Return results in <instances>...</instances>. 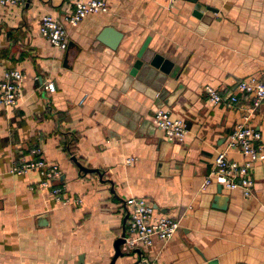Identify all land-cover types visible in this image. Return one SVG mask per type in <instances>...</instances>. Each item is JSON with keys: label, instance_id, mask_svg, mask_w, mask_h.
Returning a JSON list of instances; mask_svg holds the SVG:
<instances>
[{"label": "crops", "instance_id": "crops-1", "mask_svg": "<svg viewBox=\"0 0 264 264\" xmlns=\"http://www.w3.org/2000/svg\"><path fill=\"white\" fill-rule=\"evenodd\" d=\"M76 1L0 7V81L7 69L25 74L19 105L0 107V264H112L131 196L150 198L181 226L167 242L155 238L134 251L122 245L114 264H264V158L253 168L252 197L223 190L229 202L222 210L213 207L218 184L201 189L244 115L252 114L264 137V103L253 111L241 94L237 104L227 102L239 80L264 77V0H106L108 12L68 25L69 47L61 50L40 35V20L52 14L64 21ZM207 6L217 11L203 24ZM108 25L123 33L117 49L97 39ZM148 37L150 49L175 63L153 84L130 75ZM207 85L221 92L222 103L208 99ZM159 106L186 120L183 141L166 140L156 127ZM56 112L65 114L62 122ZM164 141L168 174L158 175ZM36 148L60 164L66 195L81 204L58 203L35 171L10 172L38 157ZM228 152L243 159L236 149ZM73 155L104 175L81 172Z\"/></svg>", "mask_w": 264, "mask_h": 264}, {"label": "built area", "instance_id": "built-area-1", "mask_svg": "<svg viewBox=\"0 0 264 264\" xmlns=\"http://www.w3.org/2000/svg\"><path fill=\"white\" fill-rule=\"evenodd\" d=\"M25 0H0V7L19 6ZM110 5L106 0H77L75 9L64 21L52 14H45L40 20V35L54 47L65 50L69 47L68 25L76 27L90 13H106ZM25 74L20 68L4 71L0 81V107L11 108L19 105L24 94ZM46 89L55 91L54 83H49ZM208 99L215 105L224 101L221 92L212 85L206 86ZM244 95L252 105V110L258 109L264 103V77L248 75L239 80L236 90L232 92L227 102L235 105L239 95ZM252 114L243 116L234 131L228 136L225 148L218 151L212 169L205 176L201 189L206 190L213 184H220L222 190H241L245 197L254 195L255 177L253 168L264 158L263 133L251 124ZM153 122L163 131L166 140L183 141L188 134L186 120L175 114L170 108L160 107L154 112ZM238 150L243 159L229 156V150ZM38 154L36 158L21 160L15 163L10 172L24 175L35 171L39 176V186L50 190L53 198L60 204L77 206L82 203L81 197L68 196L60 183L63 176L62 167L58 162L50 161L39 154L40 149H33ZM134 158H128L132 163ZM126 221L124 246L128 251L140 250L153 245L155 238L164 242L171 240L180 229V221L173 216L158 212L154 203L146 196H131L123 203ZM149 264V263H148Z\"/></svg>", "mask_w": 264, "mask_h": 264}, {"label": "water", "instance_id": "water-1", "mask_svg": "<svg viewBox=\"0 0 264 264\" xmlns=\"http://www.w3.org/2000/svg\"><path fill=\"white\" fill-rule=\"evenodd\" d=\"M192 2H197L198 0H189ZM207 9L209 10V13H207L206 17L204 18L203 24H206V22L210 21L211 16L213 13L216 12L217 9L212 6H207ZM211 14V15H210ZM123 38V33L116 29L113 26H105L102 31L97 36V39L101 41L102 43L106 44L112 49H117L118 45L120 44L121 40ZM151 38L148 37L141 48L139 49L137 53V59L134 62L131 70L130 75L138 77L142 82L147 84H153L158 79V72H162L165 74H170L174 68L175 63L165 57L162 53L156 52L153 49H150L149 43ZM182 87H179L176 91H174L166 100V104L168 106H172L175 99L178 97V95L181 93ZM232 93V92H231ZM230 93V94H231ZM46 93H44L45 95ZM229 94V95H230ZM157 96H159V93H157ZM162 106H159L160 108ZM167 146H170V142L164 141L162 145V156L160 158V161L158 163V175H167V171H163L164 167H168L169 162L165 160V151ZM73 161L76 163L77 167L80 169L81 172L84 173H98L101 177L104 175V172L100 168H90L84 165L79 158L76 155L72 156ZM229 202V196L223 193L222 186L218 184L217 194L214 197L213 207L225 210L228 207ZM155 208H158V205H154ZM166 209H164L165 211ZM128 219V213L125 215V222L123 225L122 233L119 238L115 241V249L116 254L115 258L112 262L114 264L115 259L119 257L120 255H124V252L122 251V245L125 242V234H126V221ZM217 261L211 262V264H216Z\"/></svg>", "mask_w": 264, "mask_h": 264}, {"label": "trees", "instance_id": "trees-1", "mask_svg": "<svg viewBox=\"0 0 264 264\" xmlns=\"http://www.w3.org/2000/svg\"><path fill=\"white\" fill-rule=\"evenodd\" d=\"M55 115H56V117H57L56 119H57V121H58V123H59V122H62V121H63V118H64V115H65V114L62 113V112H56ZM75 136H76V135H75ZM77 139H78V137H75V138H74V141L77 140ZM71 144H72V143H70V144L67 146V148H66V149H67V152H68L70 155L72 154V152H71V149H72ZM79 160H80V159H79Z\"/></svg>", "mask_w": 264, "mask_h": 264}]
</instances>
